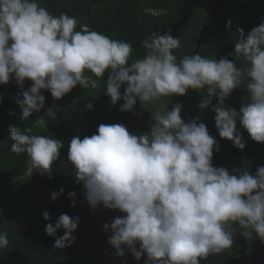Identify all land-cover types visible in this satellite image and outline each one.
Returning a JSON list of instances; mask_svg holds the SVG:
<instances>
[{
    "label": "clouds",
    "instance_id": "obj_1",
    "mask_svg": "<svg viewBox=\"0 0 264 264\" xmlns=\"http://www.w3.org/2000/svg\"><path fill=\"white\" fill-rule=\"evenodd\" d=\"M225 26L236 27L231 19ZM250 30L236 28L235 60L210 59L199 52L177 56L181 40L170 31L152 32L141 42L145 55L134 59L131 43L90 30L75 16L53 15L41 0H0V85L14 80L20 88L22 98L15 102L23 122L45 108L43 91L60 100L77 86L97 90L105 74L103 92L113 106L123 101L121 112L132 113L137 102L156 105L154 114L149 112L148 132L134 135L122 124H100L96 134L73 136L68 143L67 160L88 205L123 214L103 225L118 257H125L127 249L133 262L146 255L145 264H200L231 249L237 234L249 243H264V166L255 174L250 165L231 174L215 167L213 153L219 145L199 117L185 122L180 103L171 109L165 102L157 104L189 90L203 91L198 107L215 113L222 139L243 150L239 124L253 141L264 143V22ZM26 81L31 86L24 90ZM241 88L247 102L238 111L226 106L227 98ZM86 107L92 110L94 105ZM49 119H57L54 107L34 120V127L47 128ZM8 131L11 152L28 157L29 174L51 179L64 142L34 134L33 127L22 130L9 124ZM22 179L14 177L13 183ZM59 194L52 193L51 199ZM43 219H51L47 211ZM78 223V218L61 214L55 225H46V234L55 237L54 249L72 246ZM60 229L64 234L57 236ZM8 244V233L0 232V249Z\"/></svg>",
    "mask_w": 264,
    "mask_h": 264
},
{
    "label": "trees",
    "instance_id": "obj_2",
    "mask_svg": "<svg viewBox=\"0 0 264 264\" xmlns=\"http://www.w3.org/2000/svg\"><path fill=\"white\" fill-rule=\"evenodd\" d=\"M213 1L203 14H195L200 8L202 0H41L53 15L66 13L79 19L81 25H87L90 30L100 32L112 39L131 43L134 51L133 58H142L145 49L142 41L148 38L152 32L164 34L170 31L171 35L181 40V48L176 50L177 56L191 55L199 52L200 55L210 59L229 58L234 56V45L238 39L236 28L239 27L248 32L258 26L264 18V0H219ZM145 8L155 11L166 10L165 15L154 16L145 12ZM83 10L86 14L83 15ZM228 19L234 21L235 28L226 30L225 23ZM76 30H80L79 26ZM204 34L201 36V33ZM242 62L237 61V67ZM95 79V77H93ZM105 77L100 80L97 90L74 88L62 99L55 100L50 92L43 91L45 96V108L41 113H33L28 121L20 119L21 110L15 104V97L21 95V90L13 81V91L7 85H0V232L8 233L9 244L7 248L0 249V264H105L115 258L132 259L130 252L125 249L126 255L121 258L115 254L107 241L102 240L104 256L98 250L94 258L87 257L86 238L89 232L80 236L83 253H79L76 243L64 249H54L55 237L46 234L48 223L55 225L61 214L72 217L71 204L82 201L84 187L77 184L74 176L73 165L67 160L68 143L73 136H91L97 133L100 124H122L127 126L132 113L121 112L120 101L113 106L103 91ZM31 86V81H26L24 90ZM16 89V90H15ZM124 89H121L123 94ZM246 90L235 89L225 101L226 106L237 111L247 95ZM203 91L189 90L185 96H172L163 98L161 102L167 103L169 109L176 103L182 105L181 117L185 122L199 117L204 123L218 145L219 151L213 153L212 163L215 167H224L232 173L234 168H242L250 165V172L255 174L258 166H264V143L253 141L246 130L239 124L237 128L242 133L245 148L240 150L233 143L219 136L215 126V113L209 110H201L198 107ZM95 97L93 98V96ZM87 103H92L94 108L87 110ZM218 101L214 97L213 105ZM154 106L156 105L150 103ZM57 114L56 120L49 119L45 129L34 127L33 121L45 114L49 108H53ZM136 116L143 108L138 102L135 106ZM135 110V109H134ZM151 119V118H150ZM15 125L22 130L25 127H33L34 134L61 139L64 148L60 152L59 159L52 165V178L48 179L39 173L29 174L28 157L26 154L17 155L11 152L13 143L9 137L8 126ZM129 126V132L140 135ZM148 132V131H144ZM143 132V133H144ZM23 176L20 183H13L14 177ZM61 189L63 193L59 194ZM58 193V199H51L52 193ZM75 193V197H70ZM47 211L51 217L49 221L43 219V213ZM120 215H123L122 213ZM64 230L60 229L57 236H62ZM73 235V234H72ZM244 245L237 240L231 249L225 250L220 255H210L200 264L209 262L219 264V258L228 264H251L258 262L262 256L257 240L251 243L241 237ZM146 255L140 261L129 264H142ZM114 261V260H113Z\"/></svg>",
    "mask_w": 264,
    "mask_h": 264
},
{
    "label": "rangeland",
    "instance_id": "obj_3",
    "mask_svg": "<svg viewBox=\"0 0 264 264\" xmlns=\"http://www.w3.org/2000/svg\"><path fill=\"white\" fill-rule=\"evenodd\" d=\"M214 0H202V5L200 8H197L195 10V14H203L209 7H212ZM86 10H83V15L86 14ZM13 81L12 80L9 84H7V87L9 90L13 91ZM16 90V89H15ZM22 98V96H19ZM17 97H15L16 99ZM16 104V102H15ZM158 104V103H157ZM155 112L154 106L147 104L144 105L142 108V112L138 114V117L135 119L134 123L130 126L134 128L135 133H139L141 131L139 129L140 122L146 121L143 118V114L145 115V118H150V113ZM147 119V122H148ZM73 204L75 206H73ZM71 212H72V218H78L79 223L76 231L73 233V236L75 237V243L76 247L79 251V253H83V248L80 243V236L86 234L89 232L88 237L86 238V253L85 255L87 257L94 258L98 252V250H103L104 247L101 245L102 240H105L108 242L109 237L111 235L110 232H105L103 229V225L105 223L110 224L111 221L117 217L120 216L119 211H112L109 209H105L102 205L98 206L96 209H92L85 198L82 199V201L74 202L71 204ZM241 237L239 234L236 235L235 240H237L240 244L244 245V243L241 241ZM258 243V247L260 250H262V256L258 259V262H252L251 264H264V243H261L259 240L256 241ZM212 257V256H210ZM114 260V261H113ZM113 260H110L106 264H120V262L124 259L119 260L118 258H115ZM135 259L131 260L133 262ZM205 264H214L209 262H205ZM219 264H226L224 259L219 258ZM230 264V263H228Z\"/></svg>",
    "mask_w": 264,
    "mask_h": 264
},
{
    "label": "flooded vegetation",
    "instance_id": "obj_4",
    "mask_svg": "<svg viewBox=\"0 0 264 264\" xmlns=\"http://www.w3.org/2000/svg\"><path fill=\"white\" fill-rule=\"evenodd\" d=\"M220 2V1H219ZM262 22H264V18H262L261 20H260V23H262ZM259 23V24H260ZM258 24V25H259ZM232 60H235V58H232ZM236 62V64H237V61H235ZM242 66H243V64H242ZM245 93H247V92H245ZM244 102L246 103L247 102V95H245V97H244ZM142 112V109H141V111H139V113H141ZM139 113H137V116L135 117V119L138 117V114ZM151 118V117H150ZM150 118L148 119V118H145V115L143 114V118L142 119H145L146 121H144V122H140V127H139V129L141 130V131H139V133L138 134H142L144 131H150V129H151V124L149 123L150 122ZM147 119H148V122H147ZM135 121V120H134ZM134 123V122H133ZM132 123V124H133ZM134 129V128H133ZM220 256H221V254H219Z\"/></svg>",
    "mask_w": 264,
    "mask_h": 264
},
{
    "label": "water",
    "instance_id": "obj_5",
    "mask_svg": "<svg viewBox=\"0 0 264 264\" xmlns=\"http://www.w3.org/2000/svg\"><path fill=\"white\" fill-rule=\"evenodd\" d=\"M218 1V3L213 7V9H212V15H214L213 13H214V10H215V8L218 6V4H219V0H217ZM204 32H205V30L201 33V36L204 34ZM138 103V102H137ZM135 117H136V108H135V110H134V113H133V115H132V117H131V119L128 121V123H127V126H126V128L128 129V131H129V126L134 122V120H135ZM102 256H103V251H102ZM102 264H105V260H104V258L102 259Z\"/></svg>",
    "mask_w": 264,
    "mask_h": 264
},
{
    "label": "built area",
    "instance_id": "obj_6",
    "mask_svg": "<svg viewBox=\"0 0 264 264\" xmlns=\"http://www.w3.org/2000/svg\"><path fill=\"white\" fill-rule=\"evenodd\" d=\"M251 31V30H250ZM245 33V32H244ZM246 35V34H245ZM147 257H145V260H144V263L145 264V261H146ZM133 260V259H130V261ZM130 261H122L121 264H128V262Z\"/></svg>",
    "mask_w": 264,
    "mask_h": 264
}]
</instances>
